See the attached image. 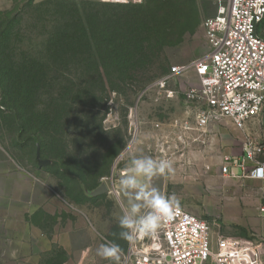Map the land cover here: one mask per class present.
I'll list each match as a JSON object with an SVG mask.
<instances>
[{"label": "rangeland", "instance_id": "374dc122", "mask_svg": "<svg viewBox=\"0 0 264 264\" xmlns=\"http://www.w3.org/2000/svg\"><path fill=\"white\" fill-rule=\"evenodd\" d=\"M2 1L0 9L8 7L2 6ZM71 1L82 19L90 14L129 18L133 12L154 6L150 0H134L126 7H113L118 4L100 0ZM181 3L180 10H171V4L168 11L164 10L168 15V20H163L168 27L165 32H161L162 23L157 18L144 27L135 20L145 56L131 68L118 64L100 68V73L108 74L102 84L92 82L96 72L84 70L90 68L84 57L54 66L46 60L50 24L39 17H46L47 6L21 14L19 36L11 41L12 55L44 56L40 63L47 72L36 93L21 96L23 108L31 112L29 122L40 124L47 134L40 145L15 133L16 120L10 116L13 112L8 111L9 106L3 104L6 97L0 88V264H110L96 255V248L102 243L98 233L110 237L112 230L118 229L123 199L119 178L127 167L117 154L131 145L137 155L154 158L158 151L156 139L149 136V122L177 120L186 108L180 93L177 99L165 102L155 90L144 89L171 66L186 64L207 50L202 22L214 14L215 4L211 0ZM132 21L128 23L132 25ZM261 33L264 35V23ZM162 40L167 43L161 45ZM195 80L189 70L174 86L189 87ZM37 143L40 158L49 159L48 164L37 163ZM174 150L183 158V150ZM204 151L206 163L217 155ZM219 160L214 161L213 185L178 183L171 187L164 178L163 193L174 196L176 205L206 219L212 240L264 238V218L256 211L260 184L249 186L242 180L223 177ZM202 171L208 175L207 165ZM82 179L87 185L104 180L109 190L85 197L79 185ZM124 244L119 264L128 248V242Z\"/></svg>", "mask_w": 264, "mask_h": 264}, {"label": "built area", "instance_id": "2783aa9c", "mask_svg": "<svg viewBox=\"0 0 264 264\" xmlns=\"http://www.w3.org/2000/svg\"><path fill=\"white\" fill-rule=\"evenodd\" d=\"M211 1L215 12L202 22L207 50L186 64L171 66L144 90H155L165 100L182 95L192 123L173 121L182 131L177 135L180 143L185 142L184 131H196L195 140L204 144L201 136L210 134V128L221 120H230L242 134V152L222 155L219 174L258 181L261 197L256 211L264 218V35L260 28L264 0ZM189 70L196 82L174 86ZM210 235L206 219L175 205L156 232L128 242L122 264H264V238L212 240Z\"/></svg>", "mask_w": 264, "mask_h": 264}, {"label": "trees", "instance_id": "16d2710c", "mask_svg": "<svg viewBox=\"0 0 264 264\" xmlns=\"http://www.w3.org/2000/svg\"><path fill=\"white\" fill-rule=\"evenodd\" d=\"M150 1L154 3L153 7L146 6L144 9L133 12V16H129V18L122 15L90 14L82 19L76 4L71 0H41L38 2L14 0L10 8L0 9V88L6 97V102L3 104L9 106L8 111L13 112L10 116L13 115L12 119L16 120H14L15 133L29 142H38L40 145H42L41 139L46 133L40 124L29 122L31 112H27L26 107L23 108L25 104H23L21 97L36 93L42 81L45 80L47 72H44L40 63L41 57L44 56H30L25 53L14 56L11 52V41L19 36L18 26L21 23V14L25 11L27 14V11H31L32 8L39 10V8L47 6L50 10L47 9L46 17H39L43 21L46 19L50 24V30H48L45 41L46 60L50 61L51 65L53 63L64 65L71 59L84 57L83 61L90 66L84 70L90 72L94 70L96 76L91 78L92 82L102 84L105 82L104 78L107 79L108 74L100 73V68L106 65L112 66V64L131 68L137 64L140 58L145 56L139 42L141 30H136L135 20L144 27L150 22L156 21L157 18L162 23L161 32H165L168 27L164 26L163 20L165 18L168 20V15L165 14L164 10L168 11L169 4L173 6L171 8L173 11L175 8L178 10L183 8L181 0ZM187 1L192 2V0ZM116 4L118 5H113V7L129 6L126 3ZM101 6L109 7L108 4L104 3H101ZM130 21H132V25L128 23ZM263 23L264 21L261 22L260 28ZM165 43H167L165 40L161 41V45H165ZM80 48H83L84 51L81 52ZM52 73L55 75V72ZM50 131L53 132L54 130ZM79 181L83 195L89 198L93 197L86 195L84 189L91 190L97 187L100 182L87 185L84 179ZM118 231V229L112 230V232ZM117 242L122 251L125 250V241L119 240Z\"/></svg>", "mask_w": 264, "mask_h": 264}, {"label": "clouds", "instance_id": "9594fccd", "mask_svg": "<svg viewBox=\"0 0 264 264\" xmlns=\"http://www.w3.org/2000/svg\"><path fill=\"white\" fill-rule=\"evenodd\" d=\"M117 159L127 167L119 178L123 196L117 217L119 231L110 233L111 238L98 233L102 243L96 248V255L110 264H119L122 249L117 241L130 243L138 236L156 232L162 221L170 218L177 203L174 196L165 195L152 183L154 178L173 171L172 160L137 155L131 145L124 146Z\"/></svg>", "mask_w": 264, "mask_h": 264}, {"label": "crops", "instance_id": "0c3cea01", "mask_svg": "<svg viewBox=\"0 0 264 264\" xmlns=\"http://www.w3.org/2000/svg\"><path fill=\"white\" fill-rule=\"evenodd\" d=\"M13 1L14 0H3L1 5H8V7H4L3 9L10 8ZM38 1L41 0H36V2ZM8 2L11 4H8ZM175 99H177V97L165 100V102ZM184 112L185 113L180 117H177V120L180 122L187 120L189 123H192V116L188 115L187 111L184 110ZM173 121V119L167 118L163 120L153 119V121L149 122V136L153 135L156 139L154 145H157L155 150L158 151L155 153L156 155L154 158L163 157L173 161V171L164 174V178L171 187H174V185H177L178 183L200 184L205 182V184L213 185V173H215L214 163L216 162V159L219 160L224 154L238 156L242 152V134L234 128L229 119L221 120L220 123L210 128V134L201 136V138L205 140L204 144L195 140L199 135L196 131H184L183 136H185V142L180 143L177 141V135L180 132L182 133V131L173 123ZM174 148H179L180 151L183 150V158L177 156ZM204 150L213 153L216 152L217 155L211 157L209 162L206 163V157L203 156L206 152ZM180 159L190 160L192 163L187 165L185 163L182 164ZM205 165H207L208 175H205L204 171H202ZM242 181L245 183L247 182L249 186L259 183L258 181L251 179H244Z\"/></svg>", "mask_w": 264, "mask_h": 264}, {"label": "water", "instance_id": "95a60500", "mask_svg": "<svg viewBox=\"0 0 264 264\" xmlns=\"http://www.w3.org/2000/svg\"><path fill=\"white\" fill-rule=\"evenodd\" d=\"M36 160H37V163L39 165H44V164H48L50 162L49 159H41L40 158V151H39V146L38 144H36ZM152 183L161 191L163 192V184H164V175L163 176H160V177H156L153 179ZM109 188L106 184V182L104 180H102L100 182V184L91 189V190H87V189H84V193L88 196H96V195H100L106 191H108Z\"/></svg>", "mask_w": 264, "mask_h": 264}]
</instances>
